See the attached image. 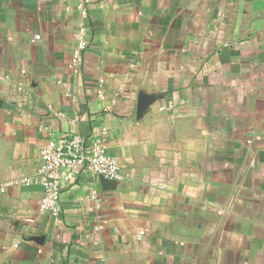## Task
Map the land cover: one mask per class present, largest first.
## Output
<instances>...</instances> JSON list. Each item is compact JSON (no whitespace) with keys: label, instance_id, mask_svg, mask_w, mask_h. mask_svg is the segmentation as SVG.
<instances>
[{"label":"crops","instance_id":"obj_1","mask_svg":"<svg viewBox=\"0 0 264 264\" xmlns=\"http://www.w3.org/2000/svg\"><path fill=\"white\" fill-rule=\"evenodd\" d=\"M72 135L122 181L65 174L55 219ZM1 187L0 264H264V0H0Z\"/></svg>","mask_w":264,"mask_h":264},{"label":"built area","instance_id":"obj_2","mask_svg":"<svg viewBox=\"0 0 264 264\" xmlns=\"http://www.w3.org/2000/svg\"><path fill=\"white\" fill-rule=\"evenodd\" d=\"M87 30L81 28L76 35L77 48L73 52L72 66L77 69L82 61V55L88 47ZM105 80L99 82V94L104 98ZM248 145L252 140H248ZM87 172L111 183L122 181V164L119 159L108 155L104 137L94 138L86 142L78 135L65 136L57 141H51L41 149V164L38 168L40 182L44 189L39 202V213L48 214L57 219L61 213L60 200L65 174ZM30 185V179L21 181ZM6 188H0L4 192ZM97 193L93 192L91 199L96 200Z\"/></svg>","mask_w":264,"mask_h":264}]
</instances>
